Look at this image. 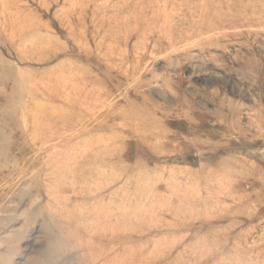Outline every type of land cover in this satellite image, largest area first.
Segmentation results:
<instances>
[{"label": "rangeland", "instance_id": "obj_1", "mask_svg": "<svg viewBox=\"0 0 264 264\" xmlns=\"http://www.w3.org/2000/svg\"><path fill=\"white\" fill-rule=\"evenodd\" d=\"M0 264H264V0H0Z\"/></svg>", "mask_w": 264, "mask_h": 264}]
</instances>
